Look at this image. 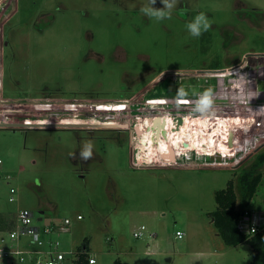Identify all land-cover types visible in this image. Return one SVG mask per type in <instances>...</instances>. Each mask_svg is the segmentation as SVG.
Wrapping results in <instances>:
<instances>
[{
	"label": "rangeland",
	"instance_id": "374dc122",
	"mask_svg": "<svg viewBox=\"0 0 264 264\" xmlns=\"http://www.w3.org/2000/svg\"><path fill=\"white\" fill-rule=\"evenodd\" d=\"M145 6L149 0H0V121L130 118L131 125L136 114L127 103L145 111L147 98H171L150 109L167 115L158 142L152 128L131 141L128 131L106 127L0 126V236L8 244L26 208L37 225L70 217L61 248L87 244L96 264L117 257L124 264H249L250 244L228 243L213 218L216 191L229 180L238 190V176L255 170L264 151L255 141L244 151L246 139L264 141V106H243L264 102V0H177L171 19L160 21L142 13ZM201 12L213 23L195 38L187 24ZM208 71L211 109L179 105L176 98L206 90ZM167 111L188 116L177 127ZM138 120L144 127L147 117ZM87 141L93 154L84 161ZM134 146L152 164L134 166ZM233 149L237 163L210 164L223 151L232 160ZM257 170V191L246 204L238 190L239 208L264 209V165ZM0 264L34 262L8 256Z\"/></svg>",
	"mask_w": 264,
	"mask_h": 264
},
{
	"label": "built area",
	"instance_id": "2783aa9c",
	"mask_svg": "<svg viewBox=\"0 0 264 264\" xmlns=\"http://www.w3.org/2000/svg\"><path fill=\"white\" fill-rule=\"evenodd\" d=\"M226 69V68H225ZM226 73V72H225ZM227 75V74H226ZM212 76V72H207V78H206V85L208 87L206 89H209V82L210 78ZM218 92H215V94ZM214 94V92H213ZM227 95V94H226ZM237 96V95H232ZM199 97V96H198ZM198 97H180L176 98V101L179 105H186V106H194L195 103L193 101H196ZM171 98H167L165 96H157V97H151L147 98L144 102V105L148 106V110L150 111V115L147 117V120L149 118H155L157 116L167 119V115L162 113H155L153 112L154 109H159L161 106L164 108L165 105L169 106ZM157 100H161L162 102H154ZM182 101V102H180ZM235 104V103H234ZM130 109L131 105L127 103ZM137 107H143L140 104H134ZM156 105V106H155ZM243 105V104H242ZM249 105V106H264L263 101H259V103H244L243 106ZM154 106L155 108H153ZM124 109V110H126ZM153 109V110H150ZM123 110V111H124ZM122 111V110H120ZM163 112L162 110H159ZM166 114L173 115V118L175 119L177 116H175L173 113L164 112ZM188 116V115H186ZM186 116H182L183 118ZM190 116V115H189ZM195 117V116H194ZM146 118V117H144ZM145 123V126L142 127V130L140 131V134L144 131V128L146 129L148 123ZM121 121V120H117ZM176 121V120H175ZM140 122L138 125L140 126ZM177 124V121H176ZM139 134V136H140ZM139 136H135L139 137ZM259 136L256 137L258 139ZM133 140V137L131 138V141ZM261 144L264 143L263 140H255L254 137L251 138V140L246 139V147L245 150H249L250 147L254 144ZM227 142V140H225ZM136 146H134V149ZM232 150L234 153V156L231 160V158H228V155L224 154L220 159H217V154H214V160L210 162V164L217 165V166H227L231 164H235L238 162V158L236 155L238 153V149ZM167 152V151H166ZM131 162L134 166H142L144 164H152L150 162H144L140 161L141 157L138 153V150L135 149V151L131 154ZM179 156V153L176 154V156ZM185 157H188V154L184 155ZM205 158L207 156H204ZM161 158V157H160ZM159 162H153L157 163ZM168 161V160H165ZM170 162V160L168 161ZM174 163H177V160L173 161ZM3 163L2 158L0 157V166ZM165 165V164H164ZM163 166V165H162ZM12 192H14V189H11ZM13 199V197H11ZM33 212L29 209H20L16 214V224L15 226L9 231L8 233V244H5L6 241L5 237H2L0 239V259L3 257H10V256H16L20 260L25 259V257H29L32 259L34 264H85L84 262H81L79 260V251H64L61 243L60 236L62 233H65L69 231L70 224L72 222V219L68 216H65L61 221L58 222H51L48 224L43 225H37L33 222ZM82 215L78 214L77 219H81ZM39 220H42V216L38 218ZM238 230L244 234V235H251L256 233L257 231L264 228V209H244L238 219ZM177 238H183L184 231L183 230H176L175 233ZM81 251H85V249H82ZM86 252V263L87 264H96L97 260L94 255H90L87 250Z\"/></svg>",
	"mask_w": 264,
	"mask_h": 264
},
{
	"label": "trees",
	"instance_id": "16d2710c",
	"mask_svg": "<svg viewBox=\"0 0 264 264\" xmlns=\"http://www.w3.org/2000/svg\"><path fill=\"white\" fill-rule=\"evenodd\" d=\"M259 165L255 170L247 171L238 176L239 192L244 203H249L254 197L261 180V172L258 171L264 165V151L256 154ZM234 180H229L227 187L217 190L215 198L217 209L214 211V221L217 223L228 243L232 245L242 242L249 243L253 250V257L249 264H264V228L251 235H244L238 230V219L245 208L237 206L238 190ZM83 249L87 250V244ZM79 251V260L86 263V252ZM112 264H124L120 258H116Z\"/></svg>",
	"mask_w": 264,
	"mask_h": 264
},
{
	"label": "clouds",
	"instance_id": "9594fccd",
	"mask_svg": "<svg viewBox=\"0 0 264 264\" xmlns=\"http://www.w3.org/2000/svg\"><path fill=\"white\" fill-rule=\"evenodd\" d=\"M157 0H149L150 6L141 8V12L150 18H155L157 21L163 19H171V10L175 6L177 0H161L162 8H156L154 5ZM212 21L208 19L207 15L203 12L197 14L195 18L187 24V30L190 36L199 38L204 32H207L212 27ZM179 95L185 96L187 92L181 88L178 90ZM213 105V92L212 89H206L202 92L196 100L194 111L199 113H207ZM93 143L91 141L85 142L81 152L80 158L84 161L89 160L93 154ZM75 157V154H70Z\"/></svg>",
	"mask_w": 264,
	"mask_h": 264
},
{
	"label": "water",
	"instance_id": "95a60500",
	"mask_svg": "<svg viewBox=\"0 0 264 264\" xmlns=\"http://www.w3.org/2000/svg\"><path fill=\"white\" fill-rule=\"evenodd\" d=\"M183 117L182 116H177L175 120L177 121L176 126L178 127L181 123ZM165 118L157 116L155 118H149L148 122L149 124L147 125L145 130H151L153 129V135L151 136L153 141L158 142V138L160 136V132L162 129V126H164L165 123ZM151 123V124H150ZM0 126H6V127H40V126H60V127H127V123H112V122H102V123H90V122H38V123H29L24 121H19V122H13V121H0ZM157 127V129H155ZM225 127H228V124L225 125ZM164 130V128H163ZM166 130V129H165ZM165 130L164 133L165 134ZM185 146L188 145L187 142H183ZM167 153V152H166ZM172 161H175V159H172Z\"/></svg>",
	"mask_w": 264,
	"mask_h": 264
},
{
	"label": "flooded vegetation",
	"instance_id": "af4514ba",
	"mask_svg": "<svg viewBox=\"0 0 264 264\" xmlns=\"http://www.w3.org/2000/svg\"><path fill=\"white\" fill-rule=\"evenodd\" d=\"M130 107H131L130 110L129 109L128 110L131 113L136 114V116L133 118L134 122L131 123L132 126L130 125V122H129L130 118H128L127 122H123V123H127V125H128L127 127H106V128H113V129H117L119 131H128L130 134V139H131L132 137L139 136L140 131L142 130V127L138 125V123H139L138 119L139 118L144 119V117H148L150 115V111L149 110L141 111L142 108L137 107L134 104H131ZM159 112H161V111H159ZM125 114H126V116L128 115L127 113H125ZM88 128H94V127H88Z\"/></svg>",
	"mask_w": 264,
	"mask_h": 264
},
{
	"label": "crops",
	"instance_id": "0c3cea01",
	"mask_svg": "<svg viewBox=\"0 0 264 264\" xmlns=\"http://www.w3.org/2000/svg\"><path fill=\"white\" fill-rule=\"evenodd\" d=\"M193 150H194L193 152H196L197 149L193 148ZM184 154H187V153L185 152ZM224 154H226V152L223 151L222 156H223ZM226 155H227V154H226ZM130 157H131V152H130ZM228 158H229V157H228ZM230 158H231V157H230ZM14 226H15V224H14ZM14 226H13V227H14ZM13 227H12V228H13ZM12 228H11V229H12ZM11 229H10V230H11ZM177 230H180V229H177ZM184 235H185V232H184ZM2 237H5V236H4V235H1V236H0V239H1ZM200 253H201L203 256H206V257H207L208 254H209V253H207V252H205V251H200Z\"/></svg>",
	"mask_w": 264,
	"mask_h": 264
}]
</instances>
